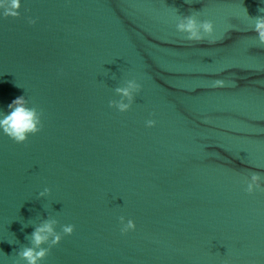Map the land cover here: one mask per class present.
<instances>
[{"label": "clouds", "instance_id": "clouds-1", "mask_svg": "<svg viewBox=\"0 0 264 264\" xmlns=\"http://www.w3.org/2000/svg\"><path fill=\"white\" fill-rule=\"evenodd\" d=\"M21 8V0H0V10L4 18H19ZM259 12H264V8L258 9ZM176 23V30L185 35V38L194 43H203L207 37H211L214 32V24L210 20H199L198 13L179 16ZM254 23L253 31L257 34L256 39L259 45L264 46V15L250 17ZM28 23L35 25L36 18L28 17ZM209 44L216 43L215 40H207ZM225 86V81L217 79L213 83V87L222 88ZM141 85L135 80H128L126 87H117L115 92L122 94L120 100L109 101V107L117 109L119 112H127L130 110L133 102V93H138ZM128 99V103L124 102V98ZM8 113L3 114L0 118V129L3 134L8 136L17 144H25L30 135H36L42 130V113L35 107L28 106V100L25 96H20L8 104ZM146 127H154L156 121L149 119L146 122ZM246 192L249 194L257 190L264 191V186L261 184V175L259 173H251V181L247 183ZM49 188H45L39 193L40 196H45L50 193ZM120 222L123 225L121 228L122 234H127L129 231H134L136 224L133 220L128 219L125 222L123 216L120 217ZM56 220L44 222L42 225L35 227L31 233V245L24 246L18 251V259L15 264H19V260L23 259L26 264H38V261L45 259L52 247L60 244L64 236H70L75 230V225L67 224L61 227V231H55L53 225ZM27 227V226H25ZM51 237L49 247L43 248L40 245L47 243ZM27 238V237H26ZM38 249V250H37Z\"/></svg>", "mask_w": 264, "mask_h": 264}]
</instances>
